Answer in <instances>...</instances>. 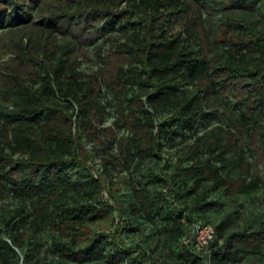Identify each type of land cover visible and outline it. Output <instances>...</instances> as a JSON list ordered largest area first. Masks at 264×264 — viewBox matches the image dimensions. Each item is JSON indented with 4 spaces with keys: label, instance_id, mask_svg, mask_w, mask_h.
I'll list each match as a JSON object with an SVG mask.
<instances>
[{
    "label": "trees",
    "instance_id": "1",
    "mask_svg": "<svg viewBox=\"0 0 264 264\" xmlns=\"http://www.w3.org/2000/svg\"><path fill=\"white\" fill-rule=\"evenodd\" d=\"M36 6L32 37L62 40L21 48L25 72L0 71V199L19 202L0 213V264H26L38 231L57 264H264V213L231 232L205 218L220 195L264 189V0H0V39L22 40ZM91 46L101 65L85 74ZM91 138L102 148L88 150ZM99 153L127 199L117 179L96 178ZM109 215L114 233L86 234ZM142 220L160 241L127 247L122 231ZM198 221L217 229L208 256L183 243Z\"/></svg>",
    "mask_w": 264,
    "mask_h": 264
},
{
    "label": "rangeland",
    "instance_id": "2",
    "mask_svg": "<svg viewBox=\"0 0 264 264\" xmlns=\"http://www.w3.org/2000/svg\"><path fill=\"white\" fill-rule=\"evenodd\" d=\"M32 17L30 18L28 24L29 27L26 32L27 35H24V38L21 40L18 36L21 34L20 32L13 31L11 32L9 29H6L1 36L0 39V71L8 72L10 66H14V68L18 71L25 72L26 67L20 64V59L18 58V53L21 48L28 49L31 45L35 43H39L40 40L43 42L46 41L47 34L46 32L39 31L36 33L34 31L32 37V31L35 28H42L40 26L41 23V15L40 8L36 6L32 11ZM218 16H220L218 14ZM217 19H214V23H216ZM25 25V24H24ZM9 30V31H8ZM20 33V34H19ZM24 33V32H23ZM51 36V35H50ZM61 41L62 35L57 32H53L52 36L48 38L50 44L54 43L55 40ZM47 40V41H48ZM46 41V42H47ZM19 45V46H17ZM116 46V40L111 39L107 43L104 44L103 48V56H107L109 51L114 49ZM28 47V48H27ZM29 50V49H28ZM26 50V51H28ZM31 51V50H30ZM89 58L83 61L82 58H79L80 61H83L81 66V70L85 74H90L92 72H96L99 70L100 61L97 56L96 48L91 46L88 51ZM1 74V73H0ZM102 101L108 106L107 114L103 120L105 125H112L115 122V115L113 112V108L111 107V99L112 95L107 90L101 96ZM102 123V122H101ZM119 135H123V130H118ZM101 141V140H100ZM86 148L88 150L96 152L99 148H102V143L97 142L93 138L86 140ZM117 152V151H115ZM99 155V156H98ZM103 153L96 154L97 158L93 161L89 162V165L94 168V172H96L99 178L102 177V172L104 177L110 176L108 178L117 179L121 183L116 184L113 187V191H122V188L125 189L122 194L125 196L124 199L128 198V194H130L129 184L125 185L123 179H125V175L119 172V167L113 168L111 170V175H106L104 173L105 163ZM249 155V159H250ZM102 160V161H101ZM104 165V166H103ZM262 176L264 177V166L261 169ZM114 180V181H115ZM116 182V181H115ZM124 183L125 187L122 186ZM106 199H109L111 204H114V201L109 196V193L105 191ZM219 197V205L212 210H209L205 218L212 224L216 226H224L226 232H231L233 230H241L242 226L245 224V219L252 220L255 217L264 213V189L259 191L258 197L256 199L250 200L248 197L238 196L234 199H229L226 196L220 195ZM19 202L11 196L10 193L6 194V196L0 199V213L3 212L5 208H14L17 206ZM1 218V217H0ZM138 228L136 231H132L131 229H126L122 231V240L127 247L134 248L137 244L147 246L148 243H151L152 246L157 245L158 236L154 233V224H150L142 220V223H135ZM117 220L114 215H109L105 219L97 222L95 225L88 227L86 229V234L91 236L96 234L97 232L102 233H114L117 227ZM30 234V233H29ZM33 238L36 240V244H26L25 250L34 254V257L23 258V262L26 264H57V257L51 252V242L48 231H38L33 233ZM160 241V240H159ZM256 262L253 260V263ZM249 261L247 259L242 262H238L236 264H248ZM68 264H109L106 261V257H100L94 260L86 261L83 263L79 262H68Z\"/></svg>",
    "mask_w": 264,
    "mask_h": 264
},
{
    "label": "built area",
    "instance_id": "3",
    "mask_svg": "<svg viewBox=\"0 0 264 264\" xmlns=\"http://www.w3.org/2000/svg\"><path fill=\"white\" fill-rule=\"evenodd\" d=\"M96 178H99L94 172ZM117 222L119 218H116ZM218 239L217 229L214 225L203 221L196 222L189 233L184 236L183 243L194 248L197 253L208 256L211 252L212 244Z\"/></svg>",
    "mask_w": 264,
    "mask_h": 264
}]
</instances>
